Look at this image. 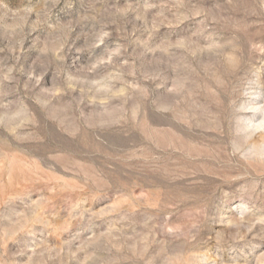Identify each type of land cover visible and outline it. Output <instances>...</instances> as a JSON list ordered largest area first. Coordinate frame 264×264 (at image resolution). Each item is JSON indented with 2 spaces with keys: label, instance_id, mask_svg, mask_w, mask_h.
<instances>
[{
  "label": "rangeland",
  "instance_id": "rangeland-1",
  "mask_svg": "<svg viewBox=\"0 0 264 264\" xmlns=\"http://www.w3.org/2000/svg\"><path fill=\"white\" fill-rule=\"evenodd\" d=\"M0 264H264V0H0Z\"/></svg>",
  "mask_w": 264,
  "mask_h": 264
}]
</instances>
